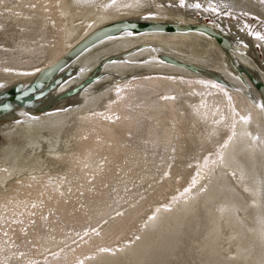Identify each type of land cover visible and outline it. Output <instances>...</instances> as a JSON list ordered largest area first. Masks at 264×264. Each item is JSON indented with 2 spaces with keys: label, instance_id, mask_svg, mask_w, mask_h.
<instances>
[{
  "label": "bare ground",
  "instance_id": "6f19581e",
  "mask_svg": "<svg viewBox=\"0 0 264 264\" xmlns=\"http://www.w3.org/2000/svg\"><path fill=\"white\" fill-rule=\"evenodd\" d=\"M206 19L264 83V0H0V264H264L262 98L216 38L127 29L14 98L102 25Z\"/></svg>",
  "mask_w": 264,
  "mask_h": 264
},
{
  "label": "water",
  "instance_id": "95a60500",
  "mask_svg": "<svg viewBox=\"0 0 264 264\" xmlns=\"http://www.w3.org/2000/svg\"><path fill=\"white\" fill-rule=\"evenodd\" d=\"M170 28V30H181V31H188V30H197L206 33L207 35L216 38L226 57L228 60L229 65L236 69L237 73L243 77V73H246L253 81V83L256 85L258 91L261 94L262 98V104H264V83L256 78L252 73H250L243 65H240L239 63L235 62L232 55H231V41L228 39V37H225L218 31H215L210 25H208V22L205 20L204 22H196V23H180L177 25H161L157 23H147L144 25H138L133 23H127L123 21H116L107 23L105 25H102L98 27L97 29L93 30L91 33H89L87 36H85L81 41H79L73 48H71L65 55H63L60 59H58L53 64L47 66L45 69H43L36 77L34 82L32 83L31 88L28 91H18L13 90L15 92L14 98L16 100L20 99H27L31 96H33L32 90L34 91L36 88L41 86H51L56 80V78L62 74L65 73V70L85 51H87L89 48L93 47L98 42L107 39L109 37H113L116 35H119L126 31L127 29H130L131 31L137 32V33H143L147 31H153L157 29H167ZM102 63H100L101 65ZM187 67H191L193 69H196L198 71H203L201 69H197L196 67H192L191 65H187L186 63H183ZM206 72V71H205ZM209 74H212L209 72ZM94 78V77H93ZM244 78V77H243ZM14 89V88H13ZM18 96V97H17ZM21 96V97H20ZM26 104H29L26 102ZM33 106V105H31ZM34 110H37L36 108Z\"/></svg>",
  "mask_w": 264,
  "mask_h": 264
},
{
  "label": "snow or ice",
  "instance_id": "6c2138e0",
  "mask_svg": "<svg viewBox=\"0 0 264 264\" xmlns=\"http://www.w3.org/2000/svg\"><path fill=\"white\" fill-rule=\"evenodd\" d=\"M113 2H115V0H113ZM184 4H185V0H180V6L181 7H184ZM194 8H196V9H199L200 7H201V5H200V3H196V4H194V5H192ZM34 7V6H33ZM206 10H212V11H215V8H212L211 7V5H210V9H206ZM256 39H258V40H264V36H261L260 34H257L256 35ZM201 83H203L202 81H201ZM211 87H218V85H216V84H212L211 85ZM119 90H117V92H118ZM260 108H261V110H264V104H260V105H258ZM234 115H238V114H236V113H234ZM107 119H111V117H106ZM117 119H118V117H117ZM244 123H247L248 122V118H245V117H241L240 118ZM233 129H234V127H235V121L233 122ZM235 133H234V131H233V135H234ZM258 139V138H257ZM205 163H206V161H205ZM195 184H196V178H193L192 179V182H191V186H195ZM191 190V187H189V188H187V189H185V191L186 192H188V191H190ZM36 205L35 204H33V207H35ZM154 218V217H153Z\"/></svg>",
  "mask_w": 264,
  "mask_h": 264
},
{
  "label": "rangeland",
  "instance_id": "374dc122",
  "mask_svg": "<svg viewBox=\"0 0 264 264\" xmlns=\"http://www.w3.org/2000/svg\"><path fill=\"white\" fill-rule=\"evenodd\" d=\"M206 21H207V22H209V21H210V19H206Z\"/></svg>",
  "mask_w": 264,
  "mask_h": 264
}]
</instances>
